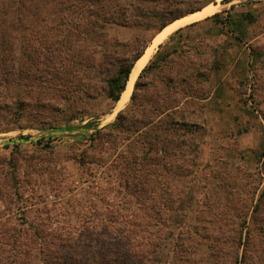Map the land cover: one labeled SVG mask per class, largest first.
<instances>
[{
  "label": "trees",
  "instance_id": "obj_1",
  "mask_svg": "<svg viewBox=\"0 0 264 264\" xmlns=\"http://www.w3.org/2000/svg\"><path fill=\"white\" fill-rule=\"evenodd\" d=\"M192 1L0 0V133L25 128L21 124L28 118L41 130H54L88 115L91 101L105 97L117 103L152 40L175 20L202 9H182ZM262 22L264 9L232 7L173 32L142 70L115 122L72 143L71 149H84L67 158L81 167L103 162L104 156H114L122 166L124 189L139 208L131 228L110 223L100 232L87 225L75 232L64 226L53 234L42 224L21 229L17 218L1 217L0 264H264V221L251 231L243 206V212L225 213L223 225L214 213L216 226L211 220L186 228L197 198L193 186L182 184L192 173L189 167H197L192 153L204 119L202 105L187 106L209 98V82L220 65L217 49L201 51L190 43V32L209 23L211 32L247 44L250 26L260 25L264 32ZM114 28H140L145 35L123 40L111 35ZM263 56L258 52L256 59ZM40 145L39 157L59 153ZM20 158L24 154L0 160V202L6 210L20 194ZM231 196L225 197L226 206L234 204ZM258 200L254 210L261 211L264 192ZM115 216L119 222L129 215ZM182 225L176 234L173 227ZM191 227L201 239L192 236ZM49 237L60 239L61 248L52 239L48 243Z\"/></svg>",
  "mask_w": 264,
  "mask_h": 264
},
{
  "label": "rangeland",
  "instance_id": "obj_2",
  "mask_svg": "<svg viewBox=\"0 0 264 264\" xmlns=\"http://www.w3.org/2000/svg\"><path fill=\"white\" fill-rule=\"evenodd\" d=\"M248 1L211 0L205 3V0H195L181 4V7L202 6L203 9L218 3L222 7L217 13L232 7L237 10L249 7L264 9V0H254L252 5L241 8ZM249 29L251 39L247 44H239L216 31L211 32L209 23L190 32V43L197 44L201 51L207 52L209 47L217 49L216 57L220 65L210 79L209 98L206 101L197 100V104L193 101L187 106L198 110L199 105H202L203 113L200 114L204 119H201V130L196 133L198 149L192 153L198 162L197 167H189L192 173L182 183L185 188L193 186L197 198L196 206L190 210V218L183 223L186 228L194 224L207 225L206 222L211 220L210 225L216 226L214 213L218 214L223 225L224 214L231 209L237 213L249 210L247 221L251 231H254L255 225L258 228L264 221V200L260 205L261 211L254 210L264 192V56L256 59L258 52L264 54V32L260 25L250 26ZM111 35L125 40L137 35L144 36L145 33L140 28H114ZM197 40L202 42L196 43ZM192 52L196 54L195 50ZM129 103L119 108L117 103L102 97L89 102L88 115L61 128L41 130L37 122L28 118L21 124L26 125L25 128L11 126L9 132L0 133L1 161L4 157L10 160L15 154H24V158L18 161L17 174L22 180L17 190L20 194L16 195L15 205L10 210H6V205L0 202V218H17L16 223L21 229L29 224H42L50 228L48 233L53 231V234L64 231V226L73 228L75 232L85 225L100 232L110 223H115L114 227L121 229L125 226L131 228L135 221L132 215L139 208L135 198L124 189L122 166H116L114 156H104L103 162L84 167L76 160L67 158V155L84 149H71L72 143L82 142L95 128L112 125L118 113ZM39 143L40 147L49 144L51 148L48 152L59 153L54 158L49 155L39 157ZM34 155H38V158H31ZM228 195H232L230 198L235 197L233 205L226 206L229 198L225 197ZM209 201L211 205L204 204ZM213 201H222V204L218 207ZM116 212L128 213L129 216L127 219L121 217L118 222ZM86 219L88 223L85 224ZM183 225L173 227L176 234L182 230ZM190 230L192 236L201 239L193 227ZM46 239L48 243L55 241L53 245L61 248L60 239Z\"/></svg>",
  "mask_w": 264,
  "mask_h": 264
},
{
  "label": "bare ground",
  "instance_id": "obj_3",
  "mask_svg": "<svg viewBox=\"0 0 264 264\" xmlns=\"http://www.w3.org/2000/svg\"><path fill=\"white\" fill-rule=\"evenodd\" d=\"M228 6V5H227ZM222 6L220 4H210L203 8L200 11H197L195 13L186 15L180 19L175 20L173 23L169 24L167 27H165L161 33H159L156 38L154 39L151 46L148 48L145 55L137 61L135 69H133L128 85L125 89V91L122 93L120 100L117 102V105L119 108H122L127 104V102L130 101V98L132 96V92L134 89V85L136 83L137 78L139 77L140 72L142 69L147 65L152 55L157 50L158 46L167 40V38L176 30L180 29L181 27H184L188 24L201 21L209 16L214 15L217 13ZM118 110V109H117ZM116 113V112H115Z\"/></svg>",
  "mask_w": 264,
  "mask_h": 264
},
{
  "label": "water",
  "instance_id": "obj_4",
  "mask_svg": "<svg viewBox=\"0 0 264 264\" xmlns=\"http://www.w3.org/2000/svg\"><path fill=\"white\" fill-rule=\"evenodd\" d=\"M191 24H192V23H191ZM181 28H182V27H181ZM176 31H177V30H176ZM160 33H161V32H160ZM155 38H156V37H155ZM155 38H154V39H155ZM154 39L152 40L151 44L153 43ZM151 44L148 46V48L151 46ZM161 44H163V42H162ZM161 44H160V45H161ZM160 45H159V46H160ZM159 46H158V48H159ZM148 48H147V49L145 50V52L141 55L140 59L145 55V53L147 52ZM158 48H157V50H158ZM156 52H157V51H156ZM156 52H155V53H156ZM152 57H153V55H152ZM152 57H151V58H152ZM151 58H150V59H151ZM138 61H139V60H138ZM149 61H150V60H149ZM136 64H137V62H136ZM136 64H135V66H134L133 69H135ZM147 64H148V63H147ZM145 67H146V66H145ZM145 67H144V68H145ZM144 68H143V69H144ZM143 69H142V70H143ZM132 71H133V70H132ZM141 72H142V71H141ZM141 72H140V73H141ZM131 73H132V72H131ZM130 75H131V74H130ZM139 75H140V74H139ZM129 78H130V77H129ZM127 85H128V83H127ZM126 87H127V86H126ZM134 87H135V85H134Z\"/></svg>",
  "mask_w": 264,
  "mask_h": 264
},
{
  "label": "crops",
  "instance_id": "obj_5",
  "mask_svg": "<svg viewBox=\"0 0 264 264\" xmlns=\"http://www.w3.org/2000/svg\"><path fill=\"white\" fill-rule=\"evenodd\" d=\"M94 131V130H93Z\"/></svg>",
  "mask_w": 264,
  "mask_h": 264
}]
</instances>
